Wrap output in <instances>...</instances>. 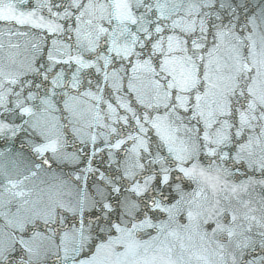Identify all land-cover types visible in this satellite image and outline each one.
Masks as SVG:
<instances>
[{
	"label": "snow or ice",
	"instance_id": "obj_1",
	"mask_svg": "<svg viewBox=\"0 0 264 264\" xmlns=\"http://www.w3.org/2000/svg\"><path fill=\"white\" fill-rule=\"evenodd\" d=\"M0 264H264V0H0Z\"/></svg>",
	"mask_w": 264,
	"mask_h": 264
}]
</instances>
